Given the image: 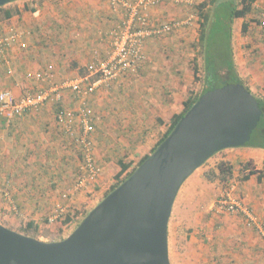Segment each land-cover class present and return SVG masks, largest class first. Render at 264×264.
Masks as SVG:
<instances>
[{"label": "crops", "instance_id": "0c3cea01", "mask_svg": "<svg viewBox=\"0 0 264 264\" xmlns=\"http://www.w3.org/2000/svg\"><path fill=\"white\" fill-rule=\"evenodd\" d=\"M165 4L170 3L151 8L152 17L158 23L174 20L166 19L164 12L171 6ZM11 5L19 12L0 22V35L19 32L21 42L27 47L21 49L14 45L6 53L12 74L6 73V65L2 67L0 91L10 89L17 97L61 86L68 79L83 76L95 58L105 56L110 50L108 33L124 18V12L113 10L108 0H22ZM247 18L236 21L234 62L245 85L264 97V28L253 21L243 35V20L248 23ZM156 40L159 38L146 44L148 62L152 61L149 52L158 43ZM37 74L52 75V78L38 81L34 79ZM139 77L138 73L126 74L110 89L101 88L90 96L88 107L96 121L94 152L103 172L95 184H89L69 199L62 198V194L71 190L76 181L82 154L72 138L58 126L56 116L62 110L78 108L74 94L69 89H62V102L47 103L37 111L17 117L11 124L0 118V182L12 194L20 210V215L7 211L9 207L1 195L0 217L4 226L19 232L26 224L34 223L38 227V239L48 240L46 235L57 236L58 232L67 231L70 224L76 226L79 219V215L75 216L70 210V223L65 224L67 218L52 221L58 204L74 210L89 201L92 193L104 196L112 185L113 175L120 170L118 161L124 157L131 159L130 162L134 160L130 147L143 142L146 133L142 123L148 118L152 121L153 105L164 107V112L170 110L172 115L180 111L173 108L165 94L161 93L159 99L153 98L152 89L141 91L144 95L139 96L136 91L142 85ZM156 77L162 80L163 73ZM125 97L126 101L121 99ZM134 121L142 125L135 129L136 125L131 124ZM128 152L130 155L125 156ZM247 157L258 166L256 170L264 171V149L252 148ZM235 186V197L264 223V181L260 182L255 174L246 181L236 182ZM227 214L222 216L223 219L228 218ZM238 218L232 229L241 237L239 243L246 248L247 264H264V239L253 229L246 228L241 216ZM234 258H237L236 254ZM203 264L211 263L204 261Z\"/></svg>", "mask_w": 264, "mask_h": 264}, {"label": "water", "instance_id": "95a60500", "mask_svg": "<svg viewBox=\"0 0 264 264\" xmlns=\"http://www.w3.org/2000/svg\"><path fill=\"white\" fill-rule=\"evenodd\" d=\"M262 115L242 84L206 92L63 240L42 241L0 221V264H171L169 220L182 185L216 153L245 146Z\"/></svg>", "mask_w": 264, "mask_h": 264}, {"label": "rangeland", "instance_id": "374dc122", "mask_svg": "<svg viewBox=\"0 0 264 264\" xmlns=\"http://www.w3.org/2000/svg\"><path fill=\"white\" fill-rule=\"evenodd\" d=\"M203 1L204 0H194L193 5L185 3L165 4L171 6L169 11L167 10L164 12L167 16L166 19H174L176 21L185 20L194 13V5ZM260 10H264V0L255 3L254 11L249 14L247 18L248 25H252L253 21L259 19L261 14ZM236 21L232 26L234 38L238 24ZM243 22L246 23L245 20H243ZM194 30L196 31L195 34L193 32ZM242 34L244 35V33ZM198 38L199 24L194 22L189 27L182 28L178 32L167 36V38L164 37L156 40L158 43H155V47H152V51L149 52L152 61L145 63L137 72L138 76H140L139 78L142 79V85L136 89V91L139 92L138 95H144L141 94V91L149 92L150 89H152L153 98L159 99L161 93L165 94L169 101L172 102L173 108L180 109L181 111L183 108L182 103L187 99L189 93L191 91L200 92L202 89L204 72L200 69L199 73L195 74L193 64L195 51L192 45L198 41ZM233 41L234 39L232 37V47ZM159 73H163L162 80L156 77ZM224 73L225 72H222L223 76ZM86 74L87 72L83 75ZM245 86L248 87L247 85ZM143 88L145 90H143ZM248 88L254 97L264 98L260 94L257 95L251 87ZM121 99H125L126 101L127 97ZM153 106L155 109L154 113L150 114L151 117H153L151 122L150 118H148V121L142 123L143 125L136 121L131 123L136 125L135 129H138L140 125H142L144 127L143 131L146 133L141 144L136 142L130 147V153H132L131 157L134 158V160H132V168L138 164L141 158L151 152L157 141L168 129L170 117L172 115L170 110L164 112V107L157 105ZM161 127H164L163 130H161ZM135 129L133 130L135 131ZM128 141H125V143L129 146ZM122 143H124L123 140ZM127 145L126 147H128ZM251 149L252 148L243 146L240 148L225 149L216 153V155H213L182 185L176 197L169 220L168 243L170 246L169 256L171 264H203L204 261L211 264H221L222 262L223 264H247L249 262V260L246 259L245 246L239 243L241 237L232 229L234 228L232 224L237 223V219H239L238 217L241 215L229 214L228 218L223 219L222 216L226 214H216L212 209L215 201L228 187L222 185L218 181L209 182L205 179L204 175L206 172L214 169L220 161L226 160L232 163L234 167V176L230 182V186L236 185V182L242 181V165L251 162L250 169H257L258 167L247 157ZM130 153H125V156L126 154L129 156ZM129 160L131 159H127V161ZM117 167L119 168V166ZM115 174L113 175L112 184L115 182ZM102 196H97L92 193L90 197L88 196L89 201H85L81 205V208H75L74 210L70 209L75 213V216L79 215V219L82 217L84 219L85 215L102 200ZM6 210L11 212L8 209ZM241 218L243 217L241 216ZM241 221L246 228L253 229L247 226L245 219H241ZM75 227V223H72L68 226L67 231H60L57 236L46 235L48 240L42 241H54L64 236L67 237ZM229 228H231V230H229ZM253 231L263 239L255 229H253ZM235 254L237 256L236 259L234 258Z\"/></svg>", "mask_w": 264, "mask_h": 264}, {"label": "built area", "instance_id": "2783aa9c", "mask_svg": "<svg viewBox=\"0 0 264 264\" xmlns=\"http://www.w3.org/2000/svg\"><path fill=\"white\" fill-rule=\"evenodd\" d=\"M108 2L113 10H122L124 18L108 33L111 40L110 50L105 56L94 59L88 66L86 75L68 79L61 86L42 89L35 94H26L21 97L15 96L10 89L0 91V118L8 124H11L17 117L39 110L47 103L62 102V89H69L76 97L79 103L77 109L62 110L56 116L58 126L62 128L65 135L72 138L73 144L82 154L80 173L71 190L62 194L64 199H69L71 195L89 184H95L103 172L94 152L96 121L93 111L88 107L90 96L101 88L110 89L113 83L118 82L126 74L137 73L148 62L145 47L149 40L170 36L194 22L198 23V16L195 12L185 20L161 23L156 22L151 14V8L159 7L163 3L193 5L194 0H108ZM261 18V27L264 28V10ZM21 37L22 34L15 31L0 35V73L3 71L2 67L6 65V73L12 74L6 53L14 45H19L21 49L27 47L24 42H21ZM46 75L37 74L34 79L42 81L44 78H52V75ZM235 190V185L224 190L212 209L216 214L241 215L247 226L255 229L264 239V223L259 222L252 210L235 197ZM1 195L6 200L9 210L19 215L20 210L12 194L5 190L0 182ZM70 210L69 206L58 204L52 221L65 219L72 212Z\"/></svg>", "mask_w": 264, "mask_h": 264}, {"label": "trees", "instance_id": "16d2710c", "mask_svg": "<svg viewBox=\"0 0 264 264\" xmlns=\"http://www.w3.org/2000/svg\"><path fill=\"white\" fill-rule=\"evenodd\" d=\"M18 1L22 0H8V4L0 8V22L12 18L19 12L17 7L11 5ZM257 1L258 0H204L201 3L194 5V12L198 16L199 38L198 41L192 45V48L195 51L193 64L195 74H198L200 69L204 72L202 89L200 92L191 91L189 93L187 99L182 103V110L178 113H174L170 117L168 129L165 134L157 141L151 152L141 158L135 167L132 168V162L127 161L125 157L118 161L120 170L115 174V182L104 194L103 198L125 181L136 170V168L155 151L203 94L210 90L223 87L228 83L245 84L239 76L234 62L232 26L236 20L247 18V16L254 11V5ZM262 11L263 10H260V13H262ZM256 22L259 26L262 25L261 14ZM247 28L248 23H243V33L247 32ZM222 72H225L224 76L222 75ZM246 89L251 92L248 87H246ZM256 99L260 104L263 115L251 136V140L244 147L264 149V98ZM250 166L251 162L242 165L243 168L241 169V172L243 173V176L241 179L246 181L251 175L257 174L258 180L260 182L264 181V171L250 169ZM233 176L234 167L232 163L226 160L220 161L214 169L206 172L204 175L207 181H218L228 188L230 187V182ZM66 218V220L64 219L65 224L70 223L72 221L71 213L68 214ZM82 219L83 217L77 221L76 227L81 223ZM0 221L4 224L1 217ZM19 233L37 239L39 237L38 227L34 223L26 224L19 230ZM64 238L62 237L55 241H60Z\"/></svg>", "mask_w": 264, "mask_h": 264}]
</instances>
